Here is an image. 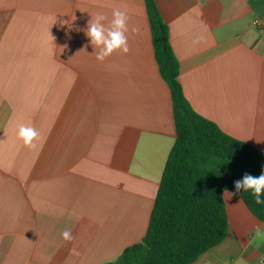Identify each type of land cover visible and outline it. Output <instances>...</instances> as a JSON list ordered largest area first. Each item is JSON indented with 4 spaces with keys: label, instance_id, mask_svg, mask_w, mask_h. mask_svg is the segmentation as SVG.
Wrapping results in <instances>:
<instances>
[{
    "label": "crops",
    "instance_id": "crops-1",
    "mask_svg": "<svg viewBox=\"0 0 264 264\" xmlns=\"http://www.w3.org/2000/svg\"><path fill=\"white\" fill-rule=\"evenodd\" d=\"M156 2L193 109L264 153V0ZM114 8L130 51L100 62L84 29ZM175 142L145 0H0V264L116 262L147 234ZM227 193L228 235L193 264L264 255V222Z\"/></svg>",
    "mask_w": 264,
    "mask_h": 264
},
{
    "label": "trees",
    "instance_id": "trees-1",
    "mask_svg": "<svg viewBox=\"0 0 264 264\" xmlns=\"http://www.w3.org/2000/svg\"><path fill=\"white\" fill-rule=\"evenodd\" d=\"M152 43L162 78L171 90L176 142L167 161L146 236L110 264H193L227 237L224 193L245 173L259 176L264 153L235 139L198 114L180 82V62L156 0H145ZM264 222V204L251 190L238 193ZM264 199V196H262Z\"/></svg>",
    "mask_w": 264,
    "mask_h": 264
},
{
    "label": "clouds",
    "instance_id": "clouds-1",
    "mask_svg": "<svg viewBox=\"0 0 264 264\" xmlns=\"http://www.w3.org/2000/svg\"><path fill=\"white\" fill-rule=\"evenodd\" d=\"M129 19L130 17L125 11L114 8L112 10V19L108 26L102 23V21L107 20V17L103 13H96L89 20L84 32L89 38L91 45L99 49L96 52V59L98 61L104 62L113 53H129L130 48L127 36ZM132 31H135V29H132ZM17 136L22 140L24 147L29 149H35L37 147L36 141L40 139V133L35 127L24 124L19 125ZM234 186L236 191L234 193H227L228 196L236 195L241 190L244 192L251 190L255 203L257 205L264 204V199H262V196H264V170H262L259 176L245 173L241 180L234 182ZM61 236L66 242H71L74 239L70 229H65L61 233Z\"/></svg>",
    "mask_w": 264,
    "mask_h": 264
},
{
    "label": "built area",
    "instance_id": "built-area-1",
    "mask_svg": "<svg viewBox=\"0 0 264 264\" xmlns=\"http://www.w3.org/2000/svg\"><path fill=\"white\" fill-rule=\"evenodd\" d=\"M257 264H264V255L258 260Z\"/></svg>",
    "mask_w": 264,
    "mask_h": 264
}]
</instances>
